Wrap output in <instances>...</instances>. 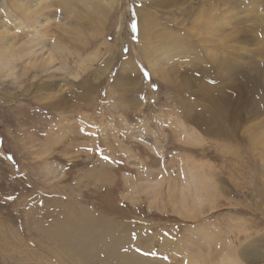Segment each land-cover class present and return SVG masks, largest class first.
<instances>
[{
    "label": "rangeland",
    "instance_id": "1",
    "mask_svg": "<svg viewBox=\"0 0 264 264\" xmlns=\"http://www.w3.org/2000/svg\"><path fill=\"white\" fill-rule=\"evenodd\" d=\"M233 1L0 0V264H264V0Z\"/></svg>",
    "mask_w": 264,
    "mask_h": 264
},
{
    "label": "bare ground",
    "instance_id": "2",
    "mask_svg": "<svg viewBox=\"0 0 264 264\" xmlns=\"http://www.w3.org/2000/svg\"><path fill=\"white\" fill-rule=\"evenodd\" d=\"M162 1L165 2L166 0H159V2H162ZM176 1H177V0H176ZM224 1H225V3H227V4H230V3H234V2H235V1L232 2V0H224ZM210 6H211V8H212V10H213V8H214L216 5L211 4ZM217 7H218V5H217ZM217 7H216V8H217ZM201 10L203 11V12H202L203 16L205 15V16H207L208 18H210V21H209L210 23H215V24H216V30H217V31L220 30L221 27H219V25H218L219 22L217 23V21H218L221 17H220V18H219V17L217 18V15L214 16V15H212V13H209V12H210V11H209V7H207V6H203ZM221 16H222V15H221ZM204 21H205V22H204V25H203V26H206V25H207V22H206V20H204ZM220 23H221V22H220ZM213 26H214V24L212 25V27H213ZM206 27H207V28H206V30H207V29H208V25H207ZM211 39H212V38H211ZM217 39H221V38H217ZM213 41H214V40H213ZM216 42H217V41H216ZM216 42H215V44H216ZM213 43H214V42H213ZM172 47L174 48V46H172ZM181 47H182V46H181ZM181 47H180V48H181ZM173 48H172V49H173ZM180 48H179V49H180ZM184 48L188 49L187 46H184ZM174 49H175V48H174ZM176 49H177V48H176ZM162 50H163V49L160 50L159 47L157 48V51H160V52H161ZM177 50H178V49H177ZM166 51H167V50H166ZM171 51H172V50L170 49V53H171ZM259 51H260V50H259ZM263 51H264V50H263ZM164 52H165V51H164ZM167 52L169 53V51H167ZM170 53H169V54H170ZM173 53H174V52H173ZM180 53H181V52H180ZM160 58H161V57H160ZM255 70H256V71H255V74H256V75H255V78H256V77L258 78V77H259V74H260V70H259V68L255 69ZM27 74H28V72H25V73H24V76L27 75ZM26 79H28V77L24 78L22 82L25 83V82L27 81ZM261 81H262V80H261ZM263 82H264V81H263ZM44 86H45V84H44L42 87H44Z\"/></svg>",
    "mask_w": 264,
    "mask_h": 264
}]
</instances>
